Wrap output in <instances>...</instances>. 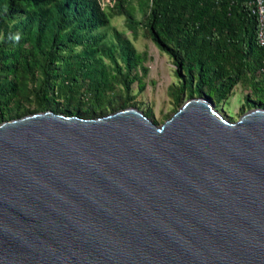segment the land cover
<instances>
[{
  "label": "water",
  "instance_id": "water-1",
  "mask_svg": "<svg viewBox=\"0 0 264 264\" xmlns=\"http://www.w3.org/2000/svg\"><path fill=\"white\" fill-rule=\"evenodd\" d=\"M0 264H264V107L1 122Z\"/></svg>",
  "mask_w": 264,
  "mask_h": 264
},
{
  "label": "trees",
  "instance_id": "trees-1",
  "mask_svg": "<svg viewBox=\"0 0 264 264\" xmlns=\"http://www.w3.org/2000/svg\"><path fill=\"white\" fill-rule=\"evenodd\" d=\"M256 9V0H0V123L49 110L96 118L137 106L134 85L144 91L150 71L148 53L134 43L142 28L179 80L169 87L175 108L166 120L187 98L218 107L236 87L252 107H264ZM116 17L126 30L112 25ZM145 114L159 124L151 108Z\"/></svg>",
  "mask_w": 264,
  "mask_h": 264
},
{
  "label": "rangeland",
  "instance_id": "rangeland-1",
  "mask_svg": "<svg viewBox=\"0 0 264 264\" xmlns=\"http://www.w3.org/2000/svg\"><path fill=\"white\" fill-rule=\"evenodd\" d=\"M112 25L119 30H126L123 17L114 18ZM127 32L133 37L130 31L127 30ZM134 43L140 52L148 53L149 58L146 64L150 68L146 78V89L139 92L138 84L134 85V93L137 94V107L145 112H149L151 108L159 124L164 123L166 116L172 113L175 108L174 100L169 94V87L179 81L175 75V66L172 59L144 35L143 28L140 29ZM246 93L241 87H236L227 102L219 104L217 108L226 116L234 118V121L238 120L245 112L253 108L245 100ZM243 105H245L244 109Z\"/></svg>",
  "mask_w": 264,
  "mask_h": 264
},
{
  "label": "built area",
  "instance_id": "built-area-1",
  "mask_svg": "<svg viewBox=\"0 0 264 264\" xmlns=\"http://www.w3.org/2000/svg\"><path fill=\"white\" fill-rule=\"evenodd\" d=\"M256 13L259 17V34L258 39L261 45L264 46V0H256Z\"/></svg>",
  "mask_w": 264,
  "mask_h": 264
}]
</instances>
